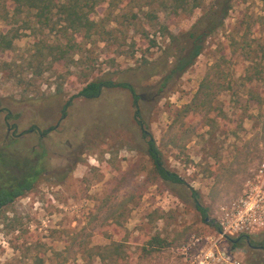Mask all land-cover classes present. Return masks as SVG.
Wrapping results in <instances>:
<instances>
[{"label":"rangeland","instance_id":"1","mask_svg":"<svg viewBox=\"0 0 264 264\" xmlns=\"http://www.w3.org/2000/svg\"><path fill=\"white\" fill-rule=\"evenodd\" d=\"M197 1L174 13L160 0H98L86 31L0 0V149L13 160L43 153L32 188L0 209V264H199L209 250L264 264V250L230 245L237 235L216 240L211 222L261 156L264 9L234 0L193 63L165 79L176 48L167 35L184 33L210 0ZM206 74L209 104L185 110ZM106 75L141 98L120 86L71 98ZM142 131L182 184L155 176ZM246 235L264 245V227Z\"/></svg>","mask_w":264,"mask_h":264},{"label":"trees","instance_id":"2","mask_svg":"<svg viewBox=\"0 0 264 264\" xmlns=\"http://www.w3.org/2000/svg\"><path fill=\"white\" fill-rule=\"evenodd\" d=\"M98 0H9L14 12L28 11L33 13V17L45 21L52 16V12L63 17L68 24L75 28H83L88 31L91 27L90 15L93 13V7ZM234 0H210L207 6L201 11L200 15L191 23L189 28L182 34L167 35L175 41L176 48L173 51V61L164 78L167 79L174 74L184 72L200 54L203 49L205 39L208 35L216 32L223 24L228 10L231 8ZM264 9V0H259ZM162 4H168L172 12H191L193 8L200 7L197 0H160ZM45 25V24H44ZM255 64H248V68H253ZM209 75L203 76L199 85L193 94L190 102L184 106L185 110H193L205 104H209L207 96L209 95ZM120 86L127 88L133 95V103H136L138 95L134 94L130 86L123 82H114L109 77L102 76L85 83L72 97H82L85 99L93 98L99 95L104 87ZM70 100V99H69ZM65 102V106L69 103ZM137 115V111H134ZM64 115V110L61 116ZM45 129L43 132L49 131ZM40 132V135L44 133ZM146 138V153L151 161L152 169L156 177L164 182L182 184L183 180L174 172L167 169L162 162L161 153L157 148L154 139L149 132L142 131ZM43 170V153L38 154L33 161L26 157L21 160H13L3 155L0 149V177L2 172L7 173L8 179L0 184V209L11 202L14 198L23 195L31 189L38 175ZM190 197L194 203V208L201 215L202 220L206 222V209L199 203L196 190L189 189ZM210 222V221H209ZM151 242L160 245L162 243L158 238H150ZM230 245L236 244L231 239Z\"/></svg>","mask_w":264,"mask_h":264},{"label":"built area","instance_id":"3","mask_svg":"<svg viewBox=\"0 0 264 264\" xmlns=\"http://www.w3.org/2000/svg\"><path fill=\"white\" fill-rule=\"evenodd\" d=\"M215 211L211 222L215 227L216 240L234 234H248L264 227V142L259 162L245 188ZM201 259L199 264H245L228 250H209L201 254Z\"/></svg>","mask_w":264,"mask_h":264},{"label":"flooded vegetation","instance_id":"4","mask_svg":"<svg viewBox=\"0 0 264 264\" xmlns=\"http://www.w3.org/2000/svg\"><path fill=\"white\" fill-rule=\"evenodd\" d=\"M8 128H7V130H8ZM51 129H53V127ZM234 242H235V244L243 242L245 244V246H247L251 250H264V245L263 244L251 243V241L249 240V238H248V236L246 234H238L234 238Z\"/></svg>","mask_w":264,"mask_h":264},{"label":"water","instance_id":"5","mask_svg":"<svg viewBox=\"0 0 264 264\" xmlns=\"http://www.w3.org/2000/svg\"><path fill=\"white\" fill-rule=\"evenodd\" d=\"M138 96L141 98V95L140 94ZM205 220H207V218H205Z\"/></svg>","mask_w":264,"mask_h":264}]
</instances>
